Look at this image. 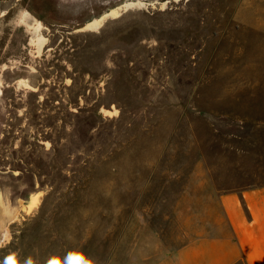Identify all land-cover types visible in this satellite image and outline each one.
I'll use <instances>...</instances> for the list:
<instances>
[{"label":"rangeland","instance_id":"374dc122","mask_svg":"<svg viewBox=\"0 0 264 264\" xmlns=\"http://www.w3.org/2000/svg\"><path fill=\"white\" fill-rule=\"evenodd\" d=\"M250 183L264 0H0V264H130Z\"/></svg>","mask_w":264,"mask_h":264},{"label":"crops","instance_id":"0c3cea01","mask_svg":"<svg viewBox=\"0 0 264 264\" xmlns=\"http://www.w3.org/2000/svg\"><path fill=\"white\" fill-rule=\"evenodd\" d=\"M185 236L177 244H137L130 264H264V183L219 193Z\"/></svg>","mask_w":264,"mask_h":264}]
</instances>
